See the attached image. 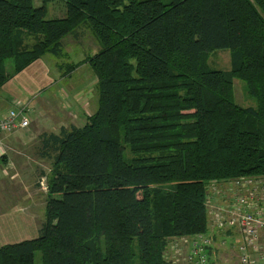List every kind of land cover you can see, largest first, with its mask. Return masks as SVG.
<instances>
[{"label": "trees", "instance_id": "obj_1", "mask_svg": "<svg viewBox=\"0 0 264 264\" xmlns=\"http://www.w3.org/2000/svg\"><path fill=\"white\" fill-rule=\"evenodd\" d=\"M52 2L0 0V89L64 56L84 25L100 50L61 69L90 67L98 108L42 134L45 221L37 238L0 247V264H34L36 252L42 264H167L169 238L206 233L207 184L264 176V0H64L65 16L47 19ZM219 50L229 71L208 64ZM235 79L255 108L236 103Z\"/></svg>", "mask_w": 264, "mask_h": 264}, {"label": "rangeland", "instance_id": "obj_2", "mask_svg": "<svg viewBox=\"0 0 264 264\" xmlns=\"http://www.w3.org/2000/svg\"><path fill=\"white\" fill-rule=\"evenodd\" d=\"M34 6H41V0H33ZM65 16V3L64 0H53L48 5L47 19H58ZM82 25L78 28V34L75 36H68L64 40L63 51L64 56L56 57L52 54H47L45 60L49 64H54V67L58 64L60 72L58 74L64 75L63 72L66 69L61 67L70 64L76 65L83 60L93 57L98 50L100 45L97 39L92 34L91 30ZM75 38V39H74ZM80 42V44H79ZM35 43L34 36H28L25 39V44L31 46ZM208 64L210 68L214 70L229 71L230 70V52L228 50H219L212 52L209 55ZM63 65V66H62ZM12 62H8L7 68L10 69ZM78 69V70H77ZM70 81L67 83L62 82L52 87L48 91V95H53L58 99L53 101L60 102L62 105L68 106L65 98L61 99L60 92L62 88L69 89V86L81 87L82 84L91 85L89 87L90 93L92 92L95 104H93L92 110H97V90L94 87V78L92 70L86 64L81 65L77 68ZM12 72V69H11ZM88 73H90L89 76ZM95 77V76H94ZM85 78V79H84ZM234 95L235 101L242 107H256V100L253 99L247 93V85L244 81L235 79L234 80ZM93 100V103H94ZM73 110V109H72ZM91 113V112H89ZM88 114V113H87ZM29 119H32V115H28ZM86 115L80 114L77 119L72 117L71 120L64 119L66 128L71 126L82 127L86 124ZM77 117V116H76ZM89 117V115H88ZM42 124V121H39ZM61 120L47 124L41 128V134L32 133L30 131L31 125L24 130L17 131L7 137V156L2 163L5 168L8 167V175L5 178L0 177V242L15 241V231L19 230H31L37 234L41 224L45 221V207L48 198V191L44 190L40 181L41 178H45L48 183L50 177L52 162L47 157L43 156V150L41 149V136L44 133H55L59 134L61 127ZM127 158H131L129 150H125ZM7 164V165H6ZM48 187V186H47ZM3 226L4 227L3 229ZM39 234V233H38ZM36 235L33 238H37ZM34 264H42L40 252L35 253Z\"/></svg>", "mask_w": 264, "mask_h": 264}, {"label": "built area", "instance_id": "obj_3", "mask_svg": "<svg viewBox=\"0 0 264 264\" xmlns=\"http://www.w3.org/2000/svg\"><path fill=\"white\" fill-rule=\"evenodd\" d=\"M28 113L23 108L0 117L2 178L8 175L7 137L30 126ZM39 183L48 191L46 177ZM206 209V233L169 238L167 264H264V176L210 182Z\"/></svg>", "mask_w": 264, "mask_h": 264}, {"label": "crops", "instance_id": "obj_4", "mask_svg": "<svg viewBox=\"0 0 264 264\" xmlns=\"http://www.w3.org/2000/svg\"><path fill=\"white\" fill-rule=\"evenodd\" d=\"M45 56L11 78L0 89V117L8 111L26 108L29 110L28 115L30 114V116H33L30 120V131L37 134H41V128L45 127L47 124H53L61 120V127L64 126L66 128L67 126L64 123V119L71 120L72 117L77 119L80 114L86 115L84 117L87 119L88 115L91 116L96 111L95 107L94 110H92L93 104L96 105V103L93 99L92 92L90 93L91 89L89 90L91 85H87L86 87L84 83L81 87H74L71 85L69 89L65 90L66 86L62 88L60 97L61 99L65 98L68 106H65L64 103L62 105L60 102L53 101L55 98H58H54L53 95H48V91L58 83H67L77 72L73 71L68 76L63 75L62 77L61 74H58V71H61L58 66L61 65L58 64L54 67V64L51 65L44 59ZM89 75L90 73H88L87 76ZM91 77L94 78L93 85L95 87L97 84L96 77H94V74ZM40 120L42 124H39ZM4 227L6 226H3V229ZM30 231L31 230L15 231V241L0 242V247L7 244L35 239L33 237L38 235V232L36 234Z\"/></svg>", "mask_w": 264, "mask_h": 264}]
</instances>
